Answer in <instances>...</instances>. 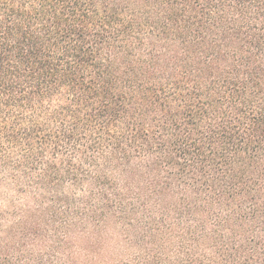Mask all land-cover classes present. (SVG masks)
Here are the masks:
<instances>
[{"label":"trees","instance_id":"1","mask_svg":"<svg viewBox=\"0 0 264 264\" xmlns=\"http://www.w3.org/2000/svg\"><path fill=\"white\" fill-rule=\"evenodd\" d=\"M0 264H264V0H0Z\"/></svg>","mask_w":264,"mask_h":264}]
</instances>
